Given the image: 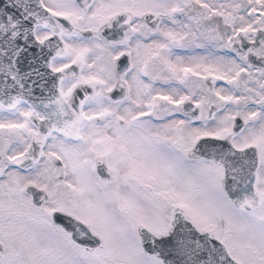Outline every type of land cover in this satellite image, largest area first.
I'll return each mask as SVG.
<instances>
[{
	"label": "snow or ice",
	"instance_id": "snow-or-ice-1",
	"mask_svg": "<svg viewBox=\"0 0 264 264\" xmlns=\"http://www.w3.org/2000/svg\"><path fill=\"white\" fill-rule=\"evenodd\" d=\"M0 264H264V0H0Z\"/></svg>",
	"mask_w": 264,
	"mask_h": 264
}]
</instances>
